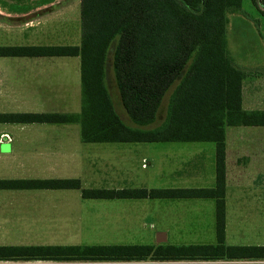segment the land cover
<instances>
[{"label": "trees", "instance_id": "trees-1", "mask_svg": "<svg viewBox=\"0 0 264 264\" xmlns=\"http://www.w3.org/2000/svg\"><path fill=\"white\" fill-rule=\"evenodd\" d=\"M240 5L241 0H80L79 45L0 46V56H78L80 82L78 113L0 112V123L78 122L83 142L178 140L215 146L212 188H80L76 178L0 179V189H80L82 198L93 199L213 198L214 243L3 244L0 260L264 259V245L224 243V126H264V110L241 109L243 73L225 53L226 14ZM108 70L133 128L114 110L105 83Z\"/></svg>", "mask_w": 264, "mask_h": 264}, {"label": "rangeland", "instance_id": "rangeland-1", "mask_svg": "<svg viewBox=\"0 0 264 264\" xmlns=\"http://www.w3.org/2000/svg\"><path fill=\"white\" fill-rule=\"evenodd\" d=\"M28 1V0H26ZM68 3L69 15L76 14V1L65 0ZM21 2V0H20ZM264 15V4L260 0H241L239 9L226 14L227 22L235 14ZM1 30L12 27L8 20L0 21ZM57 25V26H55ZM60 26V28H59ZM226 26V25H225ZM19 27V26H18ZM35 29L57 30L65 29L51 41L42 39L34 41H10L2 39L0 44H75L79 43V18L69 22L64 18L41 21ZM24 31L33 28L22 27ZM64 35V36H63ZM114 40L107 49V58H110ZM264 33L251 30V28H236L225 31L226 56L230 63L238 69L236 64L244 62V53L252 46L259 52H255V59L259 63L264 60ZM228 49V50H227ZM36 59V58H34ZM43 64H36L26 59H0V110L15 112H43L62 111L77 112L79 110V73L78 63L73 57L39 58ZM46 60V61H45ZM108 64L110 63L107 60ZM45 63V64H44ZM47 64V65H46ZM106 67V62H105ZM108 68V67H107ZM106 69V68H105ZM110 69V68H109ZM39 71V75H38ZM26 72L38 79L43 93L32 94L37 87L32 79L29 84L21 85L18 75ZM243 75H261L264 77V68H245L241 70ZM106 86L113 101V107L120 119L127 125H132L122 107L118 103L116 90L111 83V70L106 71ZM38 76V77H37ZM109 76V77H108ZM243 77V76H242ZM254 88V85L251 84ZM257 94L264 103V83L257 84ZM21 97V91L28 90ZM51 90L52 96L45 95ZM20 92V93H18ZM27 92V91H26ZM165 102V98H164ZM163 103V102H162ZM164 104V103H163ZM58 105L59 109H55ZM264 107V104H260ZM163 107V106H162ZM52 109V110H50ZM162 115L164 109L161 108ZM262 111V110H258ZM48 125V124H46ZM62 134H66L73 142H78V124H64ZM14 127L16 131L19 125L2 124L0 127ZM245 128L241 133L243 138L256 139L260 152L263 155L257 163H243L241 178L235 187L231 188L227 211L225 213L224 243L229 245H264V126ZM22 134L20 133V136ZM84 145V144H82ZM119 145H111V147ZM18 157L0 158V178L23 177L7 168ZM19 159V158H18ZM81 167L82 164H81ZM144 172L140 170L139 173ZM76 173L72 172L70 175ZM66 177L67 175H59ZM56 177V176H52ZM68 177V176H67ZM85 182H81L82 186ZM81 186V187H82ZM98 186V185H95ZM94 187V185H91ZM154 203V213L147 210L148 203ZM158 203L161 200L150 199H82L79 190H0V245L3 244H58V245H107V244H150L156 231L149 226V222L155 220ZM162 210L157 213L160 216ZM184 220L180 228L174 229L175 239L172 245L188 244H212L215 242L214 226H209V218L205 213L184 212ZM160 218V217H159ZM199 222L194 223V221ZM156 230V231H155ZM153 237V238H152ZM197 242V243H195ZM202 242V243H200ZM62 261L47 260H0V264H62ZM74 264H263L264 259H210V260H134V261H98L80 262Z\"/></svg>", "mask_w": 264, "mask_h": 264}, {"label": "crops", "instance_id": "crops-1", "mask_svg": "<svg viewBox=\"0 0 264 264\" xmlns=\"http://www.w3.org/2000/svg\"><path fill=\"white\" fill-rule=\"evenodd\" d=\"M74 1V0H73ZM76 1V14L69 15L68 1L65 0H0V21L8 20L12 27L1 30L0 41L7 39L10 41H34L42 39L52 40L54 37L62 35L63 30L54 27L49 29H35L37 23L41 21L64 18L67 21H76L79 17V1ZM19 26V27H18ZM22 27L33 28L24 31ZM57 26V25H55ZM251 28V30L262 35L264 33V15H247L246 13L235 14L230 22L226 23L225 31L231 29ZM60 28V26H59ZM81 32V28H80ZM64 36V35H63ZM80 43V34H79ZM79 43L77 45H79ZM32 45H75V44H0V46H32ZM76 45V46H77ZM264 46V45H263ZM228 50V49H227ZM257 48H252L244 53V62L235 66L241 71L245 68H264V60L259 63L255 59ZM52 57H73L78 63V56H0V59H26L32 63L43 64L39 58ZM36 58V59H34ZM46 61V60H45ZM45 64V63H44ZM47 65V64H46ZM39 75V71H38ZM38 77V76H37ZM20 84H29L34 79L37 87L32 97H36L38 92L43 93L37 78L26 72L18 75ZM264 83L261 75H243L241 79V109L244 111L264 110L260 104H264L257 91V84ZM254 85V88L251 87ZM80 85V82H79ZM48 90V88H47ZM27 91V92H26ZM29 91H21V97ZM20 93V92H18ZM45 95H52L51 90H44ZM165 103L167 95H165ZM55 109H59L56 105ZM80 109V96H79ZM52 110V109H50ZM0 112H15L3 111ZM30 112V111H24ZM56 113H78L62 111H43ZM39 113V112H37ZM78 124V142L71 141L66 134H62L63 128H68L64 124ZM19 125L17 131L14 127H0V158H10L17 156L14 163L7 165L13 172L23 175L15 177L22 179H43V178H76L79 180L80 188H104V189H126L145 188L149 189H174V188H212L215 185L214 157L215 146L211 141H114V142H83L80 139V125L78 122L62 123H2ZM48 124V125H46ZM127 125V124H126ZM133 128L135 125H127ZM247 125H225L224 126V205L227 211L228 197L232 187L238 184L241 178L243 163H257L263 155L259 149V142L256 139L243 138L242 131L252 129ZM20 133L22 134L20 136ZM7 138H5V136ZM84 144V145H82ZM119 145L111 147V145ZM81 164L83 167H81ZM144 170V172H140ZM246 170V169H245ZM76 173L70 175V173ZM59 175H67L62 177ZM56 176V177H52ZM14 179V178H0ZM85 182L82 186L81 182ZM94 185V187H91ZM98 185V186H95ZM82 186V187H81ZM0 190H40V189H0ZM56 190V189H55ZM68 190V189H57ZM77 190V189H76ZM79 195H80V189ZM81 197V196H80ZM82 198V197H81ZM93 199V198H82ZM114 199H150L161 200L158 203L157 213L162 210L160 216L149 222V226L160 229L164 232V244L175 243L171 240L175 235V230L182 227L184 212L205 213L209 218L210 228L214 226V199L213 198H114ZM154 203L147 204L149 212L154 211ZM154 213V212H153ZM160 217V218H159ZM194 223L197 221L193 220ZM198 225L200 224L197 222ZM156 231V230H155ZM215 236V235H214ZM153 238V237H152ZM197 243V242H195ZM202 243V242H200ZM150 244L156 243L155 237Z\"/></svg>", "mask_w": 264, "mask_h": 264}, {"label": "water", "instance_id": "water-1", "mask_svg": "<svg viewBox=\"0 0 264 264\" xmlns=\"http://www.w3.org/2000/svg\"><path fill=\"white\" fill-rule=\"evenodd\" d=\"M155 241H156V243H163L165 241L164 232L163 231H156V233H155Z\"/></svg>", "mask_w": 264, "mask_h": 264}, {"label": "built area", "instance_id": "built-area-1", "mask_svg": "<svg viewBox=\"0 0 264 264\" xmlns=\"http://www.w3.org/2000/svg\"><path fill=\"white\" fill-rule=\"evenodd\" d=\"M5 136V138H7V136L6 135H4Z\"/></svg>", "mask_w": 264, "mask_h": 264}]
</instances>
